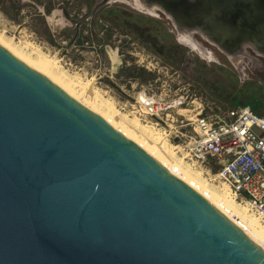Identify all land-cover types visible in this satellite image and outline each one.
Returning a JSON list of instances; mask_svg holds the SVG:
<instances>
[{
  "label": "water",
  "instance_id": "1",
  "mask_svg": "<svg viewBox=\"0 0 264 264\" xmlns=\"http://www.w3.org/2000/svg\"><path fill=\"white\" fill-rule=\"evenodd\" d=\"M141 1L179 34L264 58V0ZM0 264H264V251L0 45Z\"/></svg>",
  "mask_w": 264,
  "mask_h": 264
},
{
  "label": "rangeland",
  "instance_id": "2",
  "mask_svg": "<svg viewBox=\"0 0 264 264\" xmlns=\"http://www.w3.org/2000/svg\"><path fill=\"white\" fill-rule=\"evenodd\" d=\"M101 1L0 0V34L85 87L115 119L138 127L146 137L165 138L174 148L182 143L168 137V126L129 115L139 93L156 99L183 98L184 104L171 117L172 126L187 136L191 129L184 120L199 112L217 120L231 109L247 106L264 118L262 56L249 49L239 57L224 54L199 35H191L195 43H185L186 32L179 34L163 14L137 0H111L92 19L91 12ZM129 69L134 78L128 77ZM181 148L173 152L186 162L178 153ZM194 168L214 190L222 189L224 185L213 179L214 167L210 174Z\"/></svg>",
  "mask_w": 264,
  "mask_h": 264
},
{
  "label": "built area",
  "instance_id": "3",
  "mask_svg": "<svg viewBox=\"0 0 264 264\" xmlns=\"http://www.w3.org/2000/svg\"><path fill=\"white\" fill-rule=\"evenodd\" d=\"M184 102L181 97L156 99L142 92L129 106L128 113L140 122L150 120L157 127L168 126V137L182 143L177 145H182L178 152L182 158L209 174L214 167L213 179L224 184L236 200L246 203L249 211L264 224V118L247 106L231 109L217 120L204 118L199 112L194 119L184 120L185 126L191 129L187 136L172 126L171 117Z\"/></svg>",
  "mask_w": 264,
  "mask_h": 264
},
{
  "label": "bare ground",
  "instance_id": "4",
  "mask_svg": "<svg viewBox=\"0 0 264 264\" xmlns=\"http://www.w3.org/2000/svg\"><path fill=\"white\" fill-rule=\"evenodd\" d=\"M137 1L139 5H143L147 9L151 10L154 8L153 6L147 7L141 0ZM182 41L185 43L194 42L189 33L188 36L182 38ZM0 45L22 63L57 85L80 105L105 121L120 135L146 152L162 168L180 179L193 191L213 205L264 251V224L260 222L256 215L249 211L246 203H237L234 195L224 184L221 190H214L202 178L201 172H196L193 166L184 162L182 159H177L173 150L178 149L179 146L175 148L169 146L165 138L146 137V135H142L138 127L133 128L124 121L115 119L112 114L102 108L101 103L98 104L95 101L94 95L87 92L85 87H78L76 83L72 82L65 74L58 71L48 60L41 56L33 57L31 54L24 51L23 47L20 48L12 40L4 37L2 34H0Z\"/></svg>",
  "mask_w": 264,
  "mask_h": 264
},
{
  "label": "clouds",
  "instance_id": "5",
  "mask_svg": "<svg viewBox=\"0 0 264 264\" xmlns=\"http://www.w3.org/2000/svg\"><path fill=\"white\" fill-rule=\"evenodd\" d=\"M186 31H202L200 27H193L192 29H185Z\"/></svg>",
  "mask_w": 264,
  "mask_h": 264
},
{
  "label": "trees",
  "instance_id": "6",
  "mask_svg": "<svg viewBox=\"0 0 264 264\" xmlns=\"http://www.w3.org/2000/svg\"><path fill=\"white\" fill-rule=\"evenodd\" d=\"M128 71H129V72H128V77H129V78H134L135 76L130 74L131 69H129Z\"/></svg>",
  "mask_w": 264,
  "mask_h": 264
}]
</instances>
